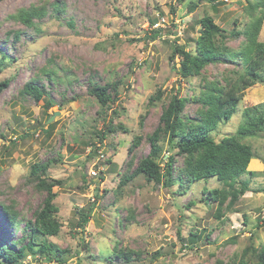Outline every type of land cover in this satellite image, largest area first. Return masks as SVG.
<instances>
[{
  "label": "rangeland",
  "instance_id": "rangeland-1",
  "mask_svg": "<svg viewBox=\"0 0 264 264\" xmlns=\"http://www.w3.org/2000/svg\"><path fill=\"white\" fill-rule=\"evenodd\" d=\"M55 1L63 2L62 12L49 7ZM246 1L223 5L208 0H0V57L1 53L8 57L0 81L11 79L8 89L0 94V204L19 212V220H32L44 196L28 184L30 171L33 165L51 161L47 176L62 181L53 188L62 228L59 236L49 241L70 250L62 255L64 264L257 261L264 246V192H258L264 191V174L250 180L251 191L234 204L237 212H225L221 220L215 218L216 205H207L203 194L205 188L221 187L216 178L198 181L184 194L177 184L166 188L142 176L118 187L133 137L144 138L136 149L138 161L148 155L146 135L157 127L162 106L171 95L200 92V77L180 79L172 68L171 45L176 42L192 52L199 21L205 16L228 32L235 28L234 19L242 29L249 21ZM42 2L48 13L34 21L39 31L11 18L18 10ZM190 4H197L191 13ZM156 29L159 36L153 40L151 31ZM16 31L21 33L18 39L10 35ZM241 40L233 38L227 46L238 49ZM258 40L264 42V17ZM179 61L175 60L176 67ZM43 67L54 72L50 80L39 83L45 86L46 95L36 102L21 96L25 81ZM240 68L209 66L203 74L214 79ZM106 83H116L117 97L103 108L89 89ZM158 90L163 92L161 101L150 106V98ZM109 92L114 97V90ZM46 99L52 103L49 109L45 108ZM263 102L264 84L246 89L232 119L219 123L210 135L219 141L236 133L242 109ZM196 109L195 104L188 105L186 112L193 117ZM47 115L54 116L50 123ZM104 118L105 122L113 118L114 125L121 123L128 133L118 132L100 142L96 133L104 129ZM243 142L250 144L258 157L248 170L263 172L264 135ZM160 145L166 152L167 144ZM167 157L165 154L164 160ZM108 160L112 164L108 165ZM256 160L262 164L257 171L253 170L258 168ZM177 161L180 165V158ZM83 207L91 214L84 232L78 234L77 213ZM24 225L20 222L16 229L9 228L0 215V242L8 245L18 240ZM115 246L139 254V261L124 263L114 258ZM0 264H4L1 258ZM22 264L58 263L27 257Z\"/></svg>",
  "mask_w": 264,
  "mask_h": 264
},
{
  "label": "trees",
  "instance_id": "trees-1",
  "mask_svg": "<svg viewBox=\"0 0 264 264\" xmlns=\"http://www.w3.org/2000/svg\"><path fill=\"white\" fill-rule=\"evenodd\" d=\"M208 1L224 5L233 0ZM246 2L245 13L249 21L243 25L242 29L237 28L239 21L234 19L235 28L228 32L216 24L212 17L205 16L199 21L200 29L193 41L195 47L192 52L187 51L185 46L177 45L176 42L171 45L172 53L169 61L172 63V68L180 79L200 77V92L198 95L180 97L176 91L171 95L169 101L162 106L157 127L150 135H146L145 140L150 146V151L146 157L138 161H136V149L144 138L141 135L133 137L127 150L130 158L126 162L124 173L120 175L118 187L142 176L148 182L161 184L166 188L177 184L179 189L184 190V194L192 184L198 181L208 182L216 178L221 187L205 188L203 194L207 205L212 203L216 205L215 218L221 220L225 212H237L234 204L241 196L251 191L250 180L264 174V171L259 173L248 170V165L258 157L254 154L252 146L243 142L245 138L264 135V102L242 109L241 124L236 133L219 141H215L210 135L216 131L219 123H227L232 119L246 89L255 84H264V42L258 40L263 24L264 0H247ZM49 7L56 13L64 9L61 1H55L49 4ZM196 8L197 4H190L189 12H193ZM47 13L45 2H42L40 5H30L18 10L11 18L26 28L38 30L34 21L42 20ZM151 32L153 33L151 39L154 40L159 36V29ZM10 35L18 39L21 33L16 31ZM233 38L242 39L238 49L227 46V42ZM7 58L6 54L1 53L0 73L8 66ZM178 58H180V64L176 67L175 60ZM224 64L240 65L241 68L238 71L234 69L229 72L231 76L222 72L214 79L203 74L209 66L218 67ZM53 74L54 72L50 69L40 68L39 73L25 81L19 94L35 102L41 100L46 95V91L45 86L39 83L44 79L50 80ZM10 82L11 79L0 81V94L8 89ZM115 84L106 83L102 86L94 84L89 89V93L96 98L101 107L108 108L117 97ZM110 89L114 90V97L111 96ZM162 93L158 90L157 94L150 98V106H155L161 101ZM45 102V108L49 109L52 103L49 99ZM192 104H195L197 109L193 117H190L186 108ZM113 115H118L116 110L113 111ZM50 117L51 115H47V119ZM103 122L104 129L96 133L100 142L118 132L128 133V129L121 123L114 125L113 118L108 122H105L104 118ZM162 142L168 146L166 152L160 145ZM165 154H168V157L164 160ZM91 157L89 155V158ZM178 158L181 160L180 165H176ZM260 160L264 163V158ZM107 164H112L111 160H108ZM50 165L51 161L36 164L30 171L28 184L44 196L41 204L34 211L32 220H19V212L13 207L0 204V215L6 218L9 228L16 229L20 222L25 223L21 229L22 236L18 240L8 245L0 242V258L4 264H22L23 259L27 257L37 261L42 258L47 263L54 261L58 264L65 263L62 255L70 250H62L49 241L59 236L62 228L58 219L59 208L55 204L57 193L53 192V188L61 186L62 181L47 176L46 171ZM77 214L79 216L77 227L80 228L78 234H82L91 213L83 207ZM190 234L192 237L197 236ZM205 237H208V234ZM83 247L87 249L88 246L83 244ZM185 247L190 248L187 245ZM114 258L124 263L140 259L139 254L117 249L116 246ZM250 264H264V246L257 253V261Z\"/></svg>",
  "mask_w": 264,
  "mask_h": 264
},
{
  "label": "crops",
  "instance_id": "crops-1",
  "mask_svg": "<svg viewBox=\"0 0 264 264\" xmlns=\"http://www.w3.org/2000/svg\"><path fill=\"white\" fill-rule=\"evenodd\" d=\"M252 161H253V160H252ZM254 162H255V165H256L258 168H256V169L254 168L253 170H256V171H257V170H259V169L261 168L260 165H262V164L259 163L260 161H257V160L254 161Z\"/></svg>",
  "mask_w": 264,
  "mask_h": 264
},
{
  "label": "water",
  "instance_id": "water-1",
  "mask_svg": "<svg viewBox=\"0 0 264 264\" xmlns=\"http://www.w3.org/2000/svg\"><path fill=\"white\" fill-rule=\"evenodd\" d=\"M53 119H54V116L50 117V118L48 119V123H50Z\"/></svg>",
  "mask_w": 264,
  "mask_h": 264
},
{
  "label": "built area",
  "instance_id": "built-area-1",
  "mask_svg": "<svg viewBox=\"0 0 264 264\" xmlns=\"http://www.w3.org/2000/svg\"><path fill=\"white\" fill-rule=\"evenodd\" d=\"M103 157V156H102ZM93 174H95V173H93Z\"/></svg>",
  "mask_w": 264,
  "mask_h": 264
}]
</instances>
